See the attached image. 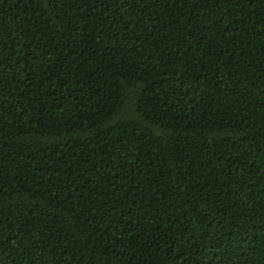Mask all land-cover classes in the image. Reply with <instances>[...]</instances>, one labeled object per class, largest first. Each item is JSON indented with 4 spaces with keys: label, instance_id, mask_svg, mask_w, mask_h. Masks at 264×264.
I'll return each mask as SVG.
<instances>
[{
    "label": "trees",
    "instance_id": "obj_1",
    "mask_svg": "<svg viewBox=\"0 0 264 264\" xmlns=\"http://www.w3.org/2000/svg\"><path fill=\"white\" fill-rule=\"evenodd\" d=\"M0 264H264V0H0Z\"/></svg>",
    "mask_w": 264,
    "mask_h": 264
}]
</instances>
